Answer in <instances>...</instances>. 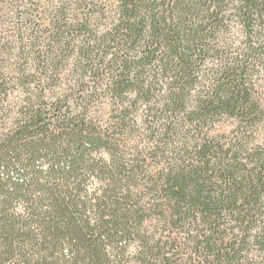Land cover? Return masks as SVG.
Returning a JSON list of instances; mask_svg holds the SVG:
<instances>
[{
  "label": "trees",
  "instance_id": "16d2710c",
  "mask_svg": "<svg viewBox=\"0 0 264 264\" xmlns=\"http://www.w3.org/2000/svg\"><path fill=\"white\" fill-rule=\"evenodd\" d=\"M92 19L76 54L99 53L105 94L128 104L101 126L27 92L4 118L0 264H264V0H117L99 36ZM135 102L147 148L126 143Z\"/></svg>",
  "mask_w": 264,
  "mask_h": 264
},
{
  "label": "rangeland",
  "instance_id": "374dc122",
  "mask_svg": "<svg viewBox=\"0 0 264 264\" xmlns=\"http://www.w3.org/2000/svg\"><path fill=\"white\" fill-rule=\"evenodd\" d=\"M116 5L117 0H0V127L8 120L5 117H15L19 106L27 105V92L33 97L31 102H70L97 124L112 123L128 102H113L105 94L109 73L99 53L95 51L96 56L92 55L87 63L78 58L76 44L84 31L76 25L91 16L89 29L99 36L116 16ZM65 24L71 26L64 35L70 44L60 41L55 45L53 36ZM229 38L232 48L239 46L242 37L235 24H231ZM227 53L234 54L232 49ZM42 60H51L53 67L44 68ZM258 70L255 88L264 102V68ZM135 103L129 116L137 133L126 143L128 148H147L151 144L140 135L147 106ZM151 104L157 106L160 102ZM215 122L209 131L213 136L233 127V120L226 117Z\"/></svg>",
  "mask_w": 264,
  "mask_h": 264
}]
</instances>
